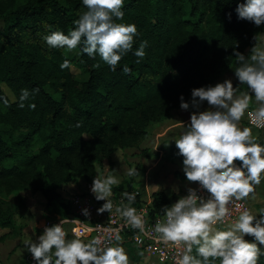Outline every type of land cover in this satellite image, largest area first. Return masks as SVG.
<instances>
[{
  "label": "trees",
  "instance_id": "obj_1",
  "mask_svg": "<svg viewBox=\"0 0 264 264\" xmlns=\"http://www.w3.org/2000/svg\"><path fill=\"white\" fill-rule=\"evenodd\" d=\"M245 2L124 0L123 20L116 22L135 24L138 35L113 71L98 54L84 53L83 43L71 55L44 39L76 27L88 10L82 0H0V98L9 102L0 99V192L27 188L55 214H67L63 184L72 174L91 180L96 162L109 160L114 147L135 145L149 121L180 106L181 96L190 102L193 89L206 87L235 59L234 50L243 54L264 31V24L238 18L236 8ZM144 41L145 56L138 58ZM65 59L85 77L61 69ZM22 89L32 93L24 107ZM172 174L186 178L180 168ZM112 190L131 194L130 176ZM173 196L152 190L151 212L163 211ZM6 207L0 209V229H6L0 239L13 224L14 208Z\"/></svg>",
  "mask_w": 264,
  "mask_h": 264
},
{
  "label": "clouds",
  "instance_id": "obj_2",
  "mask_svg": "<svg viewBox=\"0 0 264 264\" xmlns=\"http://www.w3.org/2000/svg\"><path fill=\"white\" fill-rule=\"evenodd\" d=\"M82 2L88 10L74 22L76 27L73 30L67 35L55 31L44 39L52 48H67L69 51L83 43L84 53L93 58L98 54L114 71L132 50L134 38L138 35L137 26L116 22L123 20L124 0ZM236 12L239 19L253 22L257 27L264 24V0H246L238 4ZM146 46L147 41L142 42L134 54L143 58ZM234 56L238 63L235 76L239 84L247 85L251 94L239 91L230 79L215 86L193 89L191 107L197 111L191 114L186 130L175 140L178 155L183 157L187 180L198 183L210 194L204 199L196 189L188 188L186 196L164 208V219L155 224L154 232L159 234V239L177 247L184 246L176 264H258L262 254L258 244L264 245V210L258 218L245 209L226 229L215 227L231 215L228 205L233 200L248 198L264 179V145L253 135L252 128H242L240 124L247 113L256 127H264V46L254 45L248 57L234 50ZM60 67L71 69L72 65L65 59ZM123 71L129 73L131 70L125 66ZM37 91L33 89V93ZM31 94L27 89L21 90L20 107H24ZM253 96L257 107L249 111ZM180 100L181 109L188 110L190 103L185 102L183 96ZM204 101L210 108L199 111ZM3 103L8 105L9 102L3 99ZM29 106L35 107L34 104ZM127 175L133 177L138 172L132 168ZM119 184L120 180L111 174L96 176L93 180L91 191L95 198L106 201L98 213L112 211L114 205L109 198L112 187ZM124 196L128 204L117 206L116 213L133 229L147 234L146 213L143 210L137 212L131 206L135 194L124 193ZM83 213L89 214L87 209ZM62 223L45 227L38 242H24L37 264H129V256L121 246L122 237L118 232L114 236L115 243L108 246L101 238L86 243L79 238L80 234L67 239ZM245 236L254 237V242H249ZM136 239L139 241L140 237Z\"/></svg>",
  "mask_w": 264,
  "mask_h": 264
},
{
  "label": "rangeland",
  "instance_id": "obj_3",
  "mask_svg": "<svg viewBox=\"0 0 264 264\" xmlns=\"http://www.w3.org/2000/svg\"><path fill=\"white\" fill-rule=\"evenodd\" d=\"M254 45L264 46V31L259 32L255 40L244 48L243 54L246 57L250 56V50ZM68 52L71 55H76L77 49L68 50ZM71 65V69L77 77H85V74H77L76 66ZM237 66L238 63L235 58L227 66L222 67L218 75L207 86H215L217 83L230 79L233 86L238 87L239 91L250 93L247 85L239 84L235 76ZM2 87L6 88L4 85ZM188 103H190L188 110L175 106L170 108L162 118L149 121L146 126V134L135 145L114 147L111 150L109 160H104L102 165L100 162L94 164L91 181L93 182L96 176L107 177L110 174L121 180L125 178L129 169L135 168L138 175L130 177L131 183L142 200L150 198L151 191L155 189H162L167 194L173 192L174 196L179 195L181 190L189 184V181L186 180L187 178L179 180L172 174L173 169L180 168V170H183L184 168L183 157L178 155L179 150L174 145H176L175 140L180 138L186 130V126L190 123L191 114L197 111V109L191 107V101ZM256 107L257 104L253 96L250 109L253 110ZM209 108L207 101H204L199 111L208 110ZM240 124L242 128H252L246 123L244 117L241 119ZM252 132L254 136L258 137L253 128ZM84 184L85 181L81 176L72 174L70 179L63 184L66 196L69 192L80 190L84 187ZM244 200L248 204L249 211L259 218L261 210H264V179L261 180L259 185L255 186L254 193ZM4 207L14 208V211L11 216L13 222L12 227H10L11 231L0 239V264H29V262H31L30 264H37L24 242L29 240L38 242V237L41 235L40 225L42 219L52 216L54 212L44 204L42 197L27 188H21L11 193L0 192V209ZM231 223L216 225L215 227L223 230L229 227ZM1 230L6 229H0V233ZM66 238L73 239L76 237L67 235ZM245 239L254 242V237L245 236ZM121 246L124 247L129 256V264H168L140 251L126 238L122 239ZM258 247L264 254V245L258 244Z\"/></svg>",
  "mask_w": 264,
  "mask_h": 264
},
{
  "label": "built area",
  "instance_id": "obj_4",
  "mask_svg": "<svg viewBox=\"0 0 264 264\" xmlns=\"http://www.w3.org/2000/svg\"><path fill=\"white\" fill-rule=\"evenodd\" d=\"M252 111V109H249ZM245 121L248 125L255 129L261 130L264 127H256L252 123V118L245 113ZM237 166H240L239 162H236ZM85 181V180H84ZM93 182L91 180H86L84 187L80 190L69 192L66 196V200L69 204V212L65 215L53 214L52 216H47L42 219L40 225L41 235L44 232L45 227H51L56 224L62 223L63 229L66 231L67 235L76 237L80 234L79 238L84 240V242H89L95 238H101L105 246L110 243H115L114 236L118 234L123 238L129 240V242L137 247L140 251L147 255L152 256L154 259L168 264H176L177 259L181 256L184 246L181 245L177 247L175 244L168 242L165 243L159 239V234L154 232V227L157 220L164 219V210L157 213H152L151 209V197L145 200L140 198L137 202L132 203V207L137 209V212L143 210L145 215L146 223V233H140L138 229H133L126 220L118 213H116L115 208L121 204L127 205V198L124 193L120 190H112L111 199L114 207L111 212L105 211L104 213H98V209L106 202L103 200L98 201L95 198V194L91 191ZM194 188L197 190V194L204 199H208L210 194L207 190L201 189L198 183L190 182L189 185L185 186L179 195H175L170 198L167 207H170L179 198L184 197L188 194L187 189ZM137 190L133 189L131 194H136ZM239 205L240 207H237ZM231 215L223 223H218L217 225H227L234 220H236L243 210H249L248 204L245 200L236 201L228 205ZM88 210V215L83 213V210ZM139 236L138 241L136 237ZM31 262H29L30 264Z\"/></svg>",
  "mask_w": 264,
  "mask_h": 264
},
{
  "label": "crops",
  "instance_id": "obj_5",
  "mask_svg": "<svg viewBox=\"0 0 264 264\" xmlns=\"http://www.w3.org/2000/svg\"><path fill=\"white\" fill-rule=\"evenodd\" d=\"M250 126V125H249ZM252 127V126H251ZM253 128V127H252ZM256 132H257V136H258V142L261 143L262 145H264V129L258 130L253 128ZM186 179V178H185ZM187 180V179H186ZM188 181V180H187ZM190 183V182H189ZM189 185V184H188Z\"/></svg>",
  "mask_w": 264,
  "mask_h": 264
}]
</instances>
